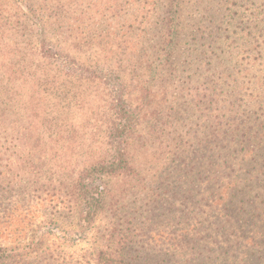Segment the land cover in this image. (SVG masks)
<instances>
[{"label":"rangeland","instance_id":"obj_1","mask_svg":"<svg viewBox=\"0 0 264 264\" xmlns=\"http://www.w3.org/2000/svg\"><path fill=\"white\" fill-rule=\"evenodd\" d=\"M3 2L0 43L34 56L14 84L0 67V264H102L106 250L124 264H183L198 237L209 255L222 181L208 184L232 170L212 159L227 151L222 133L234 116L264 136V0ZM43 47L51 59L34 66ZM6 50L0 60L20 67ZM149 83L156 110L130 144L145 181L96 177L86 206L75 184L109 150L119 94L136 105ZM242 167L264 180L263 162Z\"/></svg>","mask_w":264,"mask_h":264},{"label":"trees","instance_id":"obj_2","mask_svg":"<svg viewBox=\"0 0 264 264\" xmlns=\"http://www.w3.org/2000/svg\"><path fill=\"white\" fill-rule=\"evenodd\" d=\"M6 1L4 0L3 3L5 4ZM173 30V24L172 26L170 24L161 50L167 63L173 55L175 44V39L172 38ZM0 46L7 49L4 52L6 55L20 64V67H17L12 63V59L10 62H5L3 58L0 60L4 78L8 83L14 84L17 74L27 66H32L28 62L34 55L17 57L15 48L6 41L0 43ZM49 52L47 47H43L39 54L41 62L32 64L41 67L48 64L51 59ZM120 90L118 88L117 93ZM136 97L138 103L133 105L128 102L129 95L125 98L123 92L119 94V101L122 105L110 128L109 150L103 156L94 158L95 160H92L79 174L75 187L82 198L88 201L86 206L89 203L93 205V199H96L94 193H99L98 187L92 184L96 177L116 175L124 179L145 181L143 172L133 164L131 142L135 138L134 132L142 123V119L149 111L154 113L156 110L155 106L153 107L158 97L155 85L149 83L147 86H140ZM231 118L228 129L222 133L228 147L227 151L225 154L213 155L212 159L215 161L217 158L223 159L221 166L232 170L227 174L213 175V182L208 184L212 188L215 183L222 181V184L218 186L219 195L213 198L211 204L214 221H211L210 231L212 233L208 236H214L215 240L212 242L214 247L207 249L210 254L203 258L200 252L196 253L199 248L195 245L200 244L199 240L204 241L203 238L198 237V241H193L192 245L196 244L190 249L193 251L191 252L192 261L187 262L186 260L183 264H264V197L262 196L264 195L262 189L264 180L253 175L251 170L243 172L237 169L242 167L243 161L247 158L249 162L260 164L263 162L264 165V155H260V151L264 150V136L262 133L249 131L234 116ZM165 147H169V143H166ZM248 166L253 165L248 163ZM86 210V213H89V209L86 208ZM182 240L186 241L187 245H191L186 239L182 238ZM123 245L124 243L120 246ZM99 258L102 264H124L122 252L115 250L102 251Z\"/></svg>","mask_w":264,"mask_h":264}]
</instances>
